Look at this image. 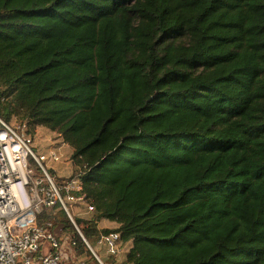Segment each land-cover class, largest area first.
I'll return each instance as SVG.
<instances>
[{
    "label": "trees",
    "instance_id": "16d2710c",
    "mask_svg": "<svg viewBox=\"0 0 264 264\" xmlns=\"http://www.w3.org/2000/svg\"><path fill=\"white\" fill-rule=\"evenodd\" d=\"M0 117L71 148L103 264H264V0H0Z\"/></svg>",
    "mask_w": 264,
    "mask_h": 264
},
{
    "label": "built area",
    "instance_id": "2783aa9c",
    "mask_svg": "<svg viewBox=\"0 0 264 264\" xmlns=\"http://www.w3.org/2000/svg\"><path fill=\"white\" fill-rule=\"evenodd\" d=\"M26 122H6L0 117V264H61L66 259L64 245L75 244L57 236L52 222L38 223L41 212L60 206L99 264L75 218L93 212L77 175L57 181L56 166L72 162L64 159L65 144L58 148L36 143ZM98 244L114 258L123 245L118 233L102 235ZM47 249L43 251V248ZM80 264H83L80 263Z\"/></svg>",
    "mask_w": 264,
    "mask_h": 264
},
{
    "label": "rangeland",
    "instance_id": "374dc122",
    "mask_svg": "<svg viewBox=\"0 0 264 264\" xmlns=\"http://www.w3.org/2000/svg\"><path fill=\"white\" fill-rule=\"evenodd\" d=\"M33 134L36 138L35 139L36 143L42 147L48 146V147L58 148L59 146H61L62 143H64L63 141L60 140L59 136L56 133L50 132L44 128H36ZM64 144L65 146L62 152L64 153V159H65L67 156L69 157L71 155L72 150L66 143ZM56 167H59V171L57 170V172L56 173L53 172V174H56V177H57L56 179L59 182L66 180L67 178L73 175V163L72 162L68 164L67 162L64 161L63 164H59ZM87 217L89 216H82L79 218H87ZM56 232L59 233L58 231ZM99 248H101V246L99 244H96L94 250H97L99 252L100 250ZM63 249L66 251V260H65L66 262H64L63 264L65 263L80 264L78 260L79 258L77 259L76 258L77 256H73L72 253L70 254V249L68 245H64ZM81 259L88 261V258L85 255H83ZM115 264H121V262H116Z\"/></svg>",
    "mask_w": 264,
    "mask_h": 264
},
{
    "label": "crops",
    "instance_id": "0c3cea01",
    "mask_svg": "<svg viewBox=\"0 0 264 264\" xmlns=\"http://www.w3.org/2000/svg\"><path fill=\"white\" fill-rule=\"evenodd\" d=\"M57 168V170L59 171V167H56ZM98 226H99V228H101V229H111V228H113L115 225L113 224V223H110V222H108V221H106V220H102V221H100L99 222V224H98ZM129 247H130V243H124L123 244V251L121 252V254L120 255H118L117 257H115V258H113V261H112V264H115L116 262H121V264H123L124 263V260H125V255H126V253H127V250L129 249ZM47 248L46 247H44L43 248V251H45ZM100 250L102 249V246H101V248H99ZM106 252V251H105ZM70 254H71V249H70ZM105 257V256H104ZM66 260V259H65ZM64 262H66V261H63V263ZM68 262V261H67ZM80 263H82V261H80ZM65 264H67V263H65ZM69 264V263H68Z\"/></svg>",
    "mask_w": 264,
    "mask_h": 264
}]
</instances>
